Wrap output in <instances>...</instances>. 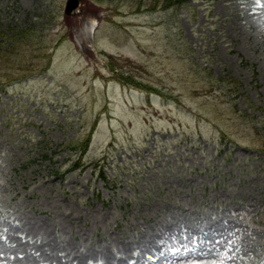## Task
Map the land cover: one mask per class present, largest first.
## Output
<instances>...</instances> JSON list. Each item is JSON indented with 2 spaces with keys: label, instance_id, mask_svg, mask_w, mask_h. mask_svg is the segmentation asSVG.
Here are the masks:
<instances>
[{
  "label": "rangeland",
  "instance_id": "1",
  "mask_svg": "<svg viewBox=\"0 0 264 264\" xmlns=\"http://www.w3.org/2000/svg\"><path fill=\"white\" fill-rule=\"evenodd\" d=\"M152 1L0 0V264H264V0Z\"/></svg>",
  "mask_w": 264,
  "mask_h": 264
},
{
  "label": "trees",
  "instance_id": "2",
  "mask_svg": "<svg viewBox=\"0 0 264 264\" xmlns=\"http://www.w3.org/2000/svg\"><path fill=\"white\" fill-rule=\"evenodd\" d=\"M186 0H162V4H163V6L164 7H169V6H177V5H179L180 3H183V2H185ZM16 44H18L19 42H15ZM110 68L111 69H114V67L110 64ZM44 68H37V69H35V71H33V72H38V71H41V70H43ZM23 76H25V74H23L22 76H19V78H21V77H23ZM115 77V76H114ZM10 77H8V80H11V79H9ZM116 78L118 79V80H120V81H122L124 84H127V85H134V86H136V83H134L129 77H125L122 73H119L117 76H116ZM3 88V84H1L0 83V89H2ZM146 89H151V90H154V89H152L151 87H149V86H147L146 87ZM156 91V90H155ZM88 137H87V139H85L83 142H82V144H81V148H80V150L82 151V152H85V150H86V147H87V144H88Z\"/></svg>",
  "mask_w": 264,
  "mask_h": 264
},
{
  "label": "water",
  "instance_id": "3",
  "mask_svg": "<svg viewBox=\"0 0 264 264\" xmlns=\"http://www.w3.org/2000/svg\"><path fill=\"white\" fill-rule=\"evenodd\" d=\"M75 4V0H70L66 7V12H68Z\"/></svg>",
  "mask_w": 264,
  "mask_h": 264
}]
</instances>
